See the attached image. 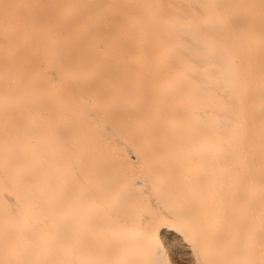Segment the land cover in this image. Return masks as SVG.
Returning <instances> with one entry per match:
<instances>
[{"label":"bare ground","instance_id":"1","mask_svg":"<svg viewBox=\"0 0 264 264\" xmlns=\"http://www.w3.org/2000/svg\"><path fill=\"white\" fill-rule=\"evenodd\" d=\"M163 230L264 264V0H0V264H169Z\"/></svg>","mask_w":264,"mask_h":264},{"label":"rangeland","instance_id":"2","mask_svg":"<svg viewBox=\"0 0 264 264\" xmlns=\"http://www.w3.org/2000/svg\"><path fill=\"white\" fill-rule=\"evenodd\" d=\"M161 238L169 264H193L190 249L181 242V238L174 232L163 230Z\"/></svg>","mask_w":264,"mask_h":264}]
</instances>
